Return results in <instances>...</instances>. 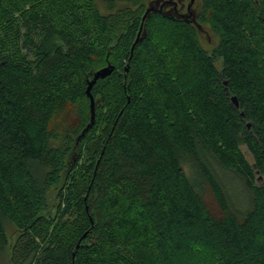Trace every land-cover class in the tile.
<instances>
[{
  "label": "trees",
  "instance_id": "trees-1",
  "mask_svg": "<svg viewBox=\"0 0 264 264\" xmlns=\"http://www.w3.org/2000/svg\"><path fill=\"white\" fill-rule=\"evenodd\" d=\"M165 1L0 0L10 264H264V0Z\"/></svg>",
  "mask_w": 264,
  "mask_h": 264
},
{
  "label": "water",
  "instance_id": "water-1",
  "mask_svg": "<svg viewBox=\"0 0 264 264\" xmlns=\"http://www.w3.org/2000/svg\"><path fill=\"white\" fill-rule=\"evenodd\" d=\"M171 3V0H167L165 2H162L160 4V7H156L154 4L150 3L148 5V7L146 8V11L142 17V23H141V26H140V30L138 32V35L132 45V49H131V52L133 53L134 49H135V46L136 44H138L139 42L142 41V31H143V27H144V22L146 20V18L149 16V14L152 12V11H161L164 9V6L166 3ZM195 2V0H190L189 3L187 4V10L186 12H182L181 10H179L177 8V4H175L174 8H170L168 9L167 11L170 12V11H174L175 12V15H172V17H176V16H181V17H184L186 18L187 20H190L191 17H194V14H193V11H192V5L193 3ZM171 15V14H170ZM195 23L196 20H194ZM198 27H200V25H198ZM115 69V65H113L112 63H108L106 66L104 67H101L100 69L98 70H95V71H91L87 76H86V80H87V94L90 98V112H91V116H90V121L89 123L82 129V131L80 132V134L76 137V141H75V147H74V150H73V153L76 152V149L77 147L79 146V143L81 141V139L83 137H85L86 133L89 131V129L94 125L95 123V119H96V99L92 93V88L94 86V84L96 83V81L99 79V78H104L106 76H108L109 74H111ZM128 69V67H126V70ZM233 101L235 102L236 105H239L238 103V99L236 96H233L232 97ZM88 233V232H87ZM84 234V236L80 239V242L78 243L77 247H76V250L80 247V243H81V240L86 236V234ZM76 251L74 252L73 255H75Z\"/></svg>",
  "mask_w": 264,
  "mask_h": 264
},
{
  "label": "rangeland",
  "instance_id": "rangeland-1",
  "mask_svg": "<svg viewBox=\"0 0 264 264\" xmlns=\"http://www.w3.org/2000/svg\"><path fill=\"white\" fill-rule=\"evenodd\" d=\"M213 42H216V37L213 35L212 37ZM249 157L252 158V156L249 154ZM230 187L232 190V193L235 196V199H238V201L243 198V192L244 190L240 187V184L238 181H233L230 183ZM15 226L11 225L10 223L7 224V231L10 236V243H13L16 237L17 232L15 231ZM11 246L9 245L5 247L1 252H0V264H10V252H11Z\"/></svg>",
  "mask_w": 264,
  "mask_h": 264
},
{
  "label": "flooded vegetation",
  "instance_id": "flooded-vegetation-1",
  "mask_svg": "<svg viewBox=\"0 0 264 264\" xmlns=\"http://www.w3.org/2000/svg\"><path fill=\"white\" fill-rule=\"evenodd\" d=\"M186 10H187V6H186Z\"/></svg>",
  "mask_w": 264,
  "mask_h": 264
}]
</instances>
